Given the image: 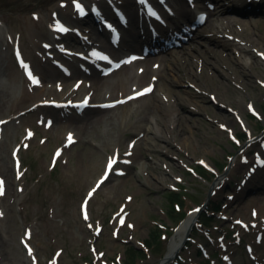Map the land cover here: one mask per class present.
<instances>
[{"label": "rangeland", "instance_id": "1", "mask_svg": "<svg viewBox=\"0 0 264 264\" xmlns=\"http://www.w3.org/2000/svg\"><path fill=\"white\" fill-rule=\"evenodd\" d=\"M111 1L120 2L128 18L129 12L136 16L133 0ZM207 1L229 8L232 3L240 11L232 12V24L204 21L179 47L130 64L139 71L155 68L161 57L173 61V71H161L175 83L153 94L165 100V112L185 118L178 124L181 139L170 147L143 131L153 127L167 136L169 119L145 107L159 105L157 99L131 107L118 100L114 103L123 108L114 113L106 112L107 105H88L85 113L52 107L72 94L78 104L90 83L76 68L87 64L78 60V50L65 47L70 37L59 34L57 24L76 29L86 43L97 38L106 46L105 36L95 33L93 16L81 23L73 19L78 17L74 0H0V264H126L129 248L151 247L146 241L154 233L159 243L133 256V264H158L180 221L211 204L209 218L195 227L178 264H264V179L249 181L264 149V4L248 17L238 0L197 5L202 9ZM173 2L178 11L186 9L181 0ZM95 8L113 14L106 0ZM209 22L225 36L223 42L210 39ZM136 25L137 17L122 35L134 58L142 40ZM225 26H232L227 34ZM88 29L91 34L84 32ZM21 60L42 79L38 89ZM183 67L191 77H180ZM73 132L82 135L70 145ZM119 156L112 179L89 202L85 220L82 203L108 162ZM172 195L184 205L167 218Z\"/></svg>", "mask_w": 264, "mask_h": 264}, {"label": "bare ground", "instance_id": "2", "mask_svg": "<svg viewBox=\"0 0 264 264\" xmlns=\"http://www.w3.org/2000/svg\"><path fill=\"white\" fill-rule=\"evenodd\" d=\"M84 3L86 2V0H82ZM243 4L248 5L249 9L248 11H252L253 8L252 6L254 5H258L262 3V0H251L245 2L244 0H240ZM131 3V2H130ZM167 3L169 4V0H167ZM230 8L229 6L227 7H223L221 5L214 6L211 4H208L205 6V8L202 9L203 11V15H204V20L205 22L209 21L210 19L213 21H218L219 22H223V23H227V24H232L235 20V17L232 15V12H236L239 11L235 8L232 7V3L230 4ZM228 11V12H226ZM231 13V14H230ZM130 14V23L133 25L134 20H135V16L133 17L132 14L129 12ZM188 15H183V18H186ZM191 16V14L189 15ZM138 18L140 17L139 15L137 16ZM80 18V15H79ZM77 18H73L76 19L79 23L82 22L81 19ZM137 18V19H138ZM180 18V17H179ZM207 26L209 27V31L211 32V37L210 38L213 42H223L224 40L221 39L220 37L221 34L218 33L215 29L214 26H212V24H210V22L207 24ZM229 28H232V26H225V31H229ZM77 31V30H76ZM76 31H72L70 34H68L67 36L70 37V40L66 41V45L69 48H72L74 50H78L81 52H85L88 50V45L85 44L84 40L78 38V36L76 35ZM88 33H90L87 30ZM60 34V33H59ZM67 33H65L66 35ZM92 46L94 48H98L99 50H103L105 49V47L100 46L96 40L92 43ZM241 49H244L241 47ZM78 59H82V58H78ZM128 62V61H126ZM173 61H168L166 60V58L161 57V59H159L157 61L158 65L155 66V68H145L142 69L141 71L137 72L135 71L133 68H131L129 65H124L121 69H115L114 67L111 66L110 63H105L103 68L102 67H95L94 65L90 64L88 66V68L84 71L81 70V67L79 66V64H77L76 68L78 69V74L83 75V77H85L90 83L88 84V86L83 89L84 92L81 91L82 95H81V102H79L80 104L82 103H89L90 105H104V104H109V103H113L115 101L121 100V99H125L127 97H133V102L129 103L128 105H125L124 107H131L133 105V103H139L141 100L144 102L146 100H148L150 97L155 100L157 99V103H159V105L155 104V103H149L146 104L145 107L147 106L146 110L149 112V114H153L154 116H157V114L159 115H164L166 118L169 119L170 121V125H169V131L166 132L167 136H163L159 134V130L158 129H154L153 127H148L146 126L143 131L147 132V133H152L154 137L157 138H162L165 143L167 145H169L170 147H175L176 143L178 142V140L181 139L180 137V133L182 132V127H178V124H181L185 118L182 117V115L178 114V113H173L171 111L169 112H165L163 106L164 101L162 98H160V96L156 95L153 96V94L157 91V92H161V86H165L170 87V85L168 84V82H172L175 83V79H168L166 78L161 71V67L167 70H171L173 71L174 69H172V67L174 66L169 64L172 63ZM160 63H163L162 65ZM169 64V65H168ZM108 65V69H106ZM189 66L195 67L194 64H189ZM74 68V66H73ZM163 69V71H164ZM81 70V71H80ZM188 68H181V74L182 76L180 77H191L192 74L188 71ZM205 73L208 74V72L206 70H204ZM39 79V83L35 84L36 89H38L40 83H42V79L40 78V76L38 75L37 77ZM198 79H200L198 77ZM142 86L143 91H146L147 89L151 88L152 91L148 92L145 96L143 95H139V93H137V91L132 92L130 94H126L127 91H133L136 89V86ZM135 86V88L133 89V87ZM81 90V89H80ZM79 90V91H80ZM39 96H41L42 91L39 90L38 91ZM141 93V92H140ZM73 95V94H72ZM72 95H70L69 97H67V99H64L63 104H70L72 103L71 97ZM119 96V97H117ZM34 99V98H33ZM32 100V99H30ZM229 101L228 104H233V99H227ZM227 104L224 103V106H226ZM228 109L229 107L226 106ZM123 107H117V108H113V109H107L106 112H111L114 113L116 110H119ZM197 109H200V107H197ZM88 109L84 110L83 112H87ZM192 111V110H189ZM218 116V115H217ZM183 119V121H182ZM213 122L217 123L218 117L213 116ZM100 120V119H98ZM150 122V121H149ZM157 125H161L160 123H156ZM223 124V123H222ZM87 128V126L85 125V129ZM142 128V127H141ZM223 128V127H222ZM81 132L84 133V128L82 127ZM178 132V133H177ZM74 136H71L72 139L69 140V142L74 141V145L75 143L78 144L80 142V136L82 135L80 132H77V135L73 133H71ZM112 166V163L109 164V166ZM113 176V172L112 175L110 176V179L105 183L107 184ZM102 180V179H101ZM98 186V183H97ZM194 221H195V213H190L187 217V219L175 230L170 243L168 245V249L167 252L165 254V258L160 261L158 264H172L174 261V257L176 254V250L179 247L181 241L183 240L185 234L187 233V231L189 229H192L194 227ZM2 255H0V261L2 260ZM1 263V262H0Z\"/></svg>", "mask_w": 264, "mask_h": 264}, {"label": "snow or ice", "instance_id": "3", "mask_svg": "<svg viewBox=\"0 0 264 264\" xmlns=\"http://www.w3.org/2000/svg\"><path fill=\"white\" fill-rule=\"evenodd\" d=\"M74 2H75L76 10L79 12V14L81 16L87 15V11H86L84 5L80 2V0H74ZM140 2L142 4H145L147 2V0H140ZM93 11H98V10L93 9ZM149 14L152 15V16H157V13L154 10H152V9H149ZM109 27H111V26L109 25ZM57 30L62 31V32L69 31L68 28H66L65 26H63L62 24H59V23L57 24ZM18 55H19V53H18ZM96 55L99 56V53H96ZM261 55H264V54H261ZM102 58L103 59H108V57H102ZM128 62H130V61H128ZM21 66L24 67L27 70V75H28L29 79L32 80V82L34 84H38L39 83V79L36 76L33 75L31 70H28V65L24 64L22 60H21ZM151 91H152V89L149 88L145 92L139 93V95H145V94H147L148 92H151ZM85 103H87V102H85ZM249 107H251V105ZM221 127H224V126L222 125ZM71 139H72V137L70 135L69 136V140H71ZM262 164H264V162H262ZM109 171H111V165L109 166ZM104 179H107V176H105ZM101 183H103V180L101 181ZM2 194H3V181L0 180V195H2ZM194 211H199V209H194ZM0 215H2V213H0ZM85 218H87V212H85ZM31 251L32 250L29 248V254H31Z\"/></svg>", "mask_w": 264, "mask_h": 264}, {"label": "trees", "instance_id": "4", "mask_svg": "<svg viewBox=\"0 0 264 264\" xmlns=\"http://www.w3.org/2000/svg\"><path fill=\"white\" fill-rule=\"evenodd\" d=\"M170 198H172V196H171ZM150 238H152V239L154 240L153 236H151V235H150ZM129 249H130V252L133 251V250H132L133 248H129Z\"/></svg>", "mask_w": 264, "mask_h": 264}]
</instances>
